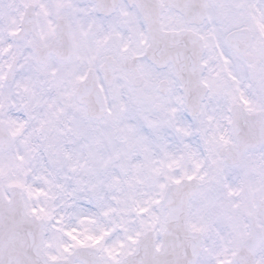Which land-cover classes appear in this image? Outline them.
<instances>
[{"label":"snow or ice","instance_id":"snow-or-ice-1","mask_svg":"<svg viewBox=\"0 0 264 264\" xmlns=\"http://www.w3.org/2000/svg\"><path fill=\"white\" fill-rule=\"evenodd\" d=\"M0 264H264V0H0Z\"/></svg>","mask_w":264,"mask_h":264}]
</instances>
